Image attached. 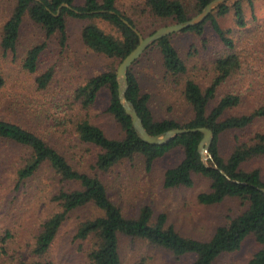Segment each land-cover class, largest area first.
Here are the masks:
<instances>
[{"label":"trees","instance_id":"1","mask_svg":"<svg viewBox=\"0 0 264 264\" xmlns=\"http://www.w3.org/2000/svg\"><path fill=\"white\" fill-rule=\"evenodd\" d=\"M212 1L194 0L192 13L199 14ZM245 1L252 7V0ZM143 5L144 14L159 22L157 27L191 19L188 7L179 0H143ZM230 10L234 13L236 25L239 28L244 27L243 0H231L219 5L202 23L188 27L182 32L202 37L203 27L209 22L211 30L222 43L232 48L231 41L226 37L227 31L219 28L215 18L226 15ZM25 16L42 29L46 38L57 37L61 46L65 45L67 38V18L100 20L108 24L117 32L116 36L105 33L98 25L89 22L81 28V40L88 50L117 61L118 65L139 44L138 35L133 29L143 34L135 21L118 7L117 0H14L12 12L0 29V48L3 52H15ZM155 29L156 27L151 28L148 36L153 34ZM171 36L163 37L148 47L128 69L125 97L132 103L143 127L152 136L176 128L210 129L213 139L208 148L210 157L206 161L202 160L198 152L202 133L177 135L165 145H150L138 137L132 127L131 118L125 115L118 100V65L89 78L85 85L79 86L74 92V98L80 101L81 109L87 111L95 104L100 92L106 90L108 104L105 113L113 118L122 132L121 138L110 139L99 127L85 118L73 124L79 142L91 144L99 150L92 168L96 174L75 169L62 154L35 133L0 119V142L27 151V157L16 174L18 184L33 177L47 165L60 178L59 184L72 186L62 187L52 196L51 201L56 204L57 211L41 226L32 250L35 256H44L68 216L86 207L93 214L81 222L75 234L76 240L87 244L84 264H122L121 237L144 241L169 252L178 260L192 256L193 260L189 264H215L221 255L239 251L245 240L252 238L261 249L245 264H264V179L259 169H243L247 162L264 158V131H255L249 137L245 133L254 123L264 120V104L248 113H237L241 106V94H217L220 85L240 67L239 58L235 54H229L215 61L216 76L205 89L202 90L193 80L187 79L184 82L183 97L193 112L188 123L179 125L172 120H155L148 107L149 97L142 93L133 68L149 51L157 49L166 75L173 78L185 75V64L173 46ZM44 48L41 44L27 51L23 60L25 71L36 73ZM51 79L52 70H47L36 77L35 83L38 88L44 89ZM3 85L4 79L0 70V88ZM228 133L234 134L233 146L230 152L223 156L219 149L220 138ZM174 150H180L182 158L178 164L164 171V189L192 188L199 178L208 182L207 190L200 192L196 197L199 204L213 206L225 200H235L243 208L241 213L228 217L206 241L182 236L172 225L167 224L164 214L153 220L152 209L148 206L141 207L135 216L124 215L122 209L112 202L107 187L98 177V173L106 174L121 162L132 160L135 156L142 157L145 170L149 172L156 161ZM10 238L9 234H5L1 241L5 244ZM136 264L147 262L141 258Z\"/></svg>","mask_w":264,"mask_h":264},{"label":"rangeland","instance_id":"2","mask_svg":"<svg viewBox=\"0 0 264 264\" xmlns=\"http://www.w3.org/2000/svg\"><path fill=\"white\" fill-rule=\"evenodd\" d=\"M183 2L193 18L194 0ZM118 7L137 24L143 35L148 36L151 28L159 22L144 14L143 0H117ZM245 26L236 25L230 10L224 16H215L219 28L227 31L231 41L228 48L211 30L210 23L203 27L204 34H172L171 42L186 67L185 75L173 78L165 74L159 51L153 49L143 56L133 68L142 93L149 97L151 116L159 120H172L179 125L188 123L193 114L183 97L184 82L193 80L202 90L215 78V61L235 54L240 61L239 70L234 72L217 89L218 95L227 92L242 96L237 113H248L264 104V0H252V7L243 0ZM14 0H0V29L9 18ZM92 22L105 33L117 35L108 24L100 20L66 19V42L61 46L57 37L46 38L42 29L28 17H24L15 52H3L0 48V70L4 85L0 88V119L18 124L39 137L62 154L75 169L96 174L93 165L99 150L91 144L79 142L73 124L81 118L99 127L110 139H119L122 132L112 117L105 113L108 92L102 90L95 104L87 111L81 109L74 92L85 82L117 61L97 55L88 50L81 40V28ZM165 27V26H164ZM155 29V30H156ZM142 36V37H143ZM45 46L36 73L23 69V60L29 49L36 45ZM52 70V79L46 88H38L35 79ZM255 131H264V120H259L245 131L251 136ZM237 135V134H236ZM233 133L220 138L219 149L223 156L233 146ZM246 137V138H247ZM27 151L20 147L0 142V264H84L87 244L76 240L75 234L81 222L93 213L86 209L71 213L61 226L47 253L37 257L32 250L43 223L57 211L51 201L58 189L59 177L47 165L33 177L17 183V171ZM182 158L180 150H174L156 161L151 171H146L141 156L126 160L113 167L108 173H98L107 187L112 202L124 215L135 216L139 209H152L153 220L164 214L167 224L184 237L206 241L214 230L235 216L243 208L235 200H225L218 205L203 206L197 195L207 190L208 182L196 179L192 188L164 189L162 175L167 168L178 164ZM243 169H259L264 179V158H256L243 165ZM5 234L11 236L5 244ZM259 249L252 238H247L239 251L223 254L215 264H245ZM122 264H136L141 258L147 264H189L192 256L176 259L169 252L153 247L141 240L120 238Z\"/></svg>","mask_w":264,"mask_h":264},{"label":"water","instance_id":"3","mask_svg":"<svg viewBox=\"0 0 264 264\" xmlns=\"http://www.w3.org/2000/svg\"><path fill=\"white\" fill-rule=\"evenodd\" d=\"M231 0H213L208 5H206L199 14L193 18L185 21L183 23H177L173 25H168L156 29V31L146 37H142L141 34L133 29L139 38L138 46L128 54L118 65L116 69V82H117V94L118 100L125 111V115L131 118V124L134 131L137 133L138 137L145 143L150 145H165L174 139L177 135H183L189 132H199L202 133L203 137L198 145V152L201 155L203 161H206L210 156L208 154V148L212 142L213 134L210 129L206 127L193 128V129H170L163 134L152 136L143 127L142 121L137 117V112L134 109L131 102H129L125 97V92L127 90V72L128 69L141 57L143 52L153 45L156 41L163 37L170 36L175 33L182 32L188 27H192L202 23L209 14L212 13L219 5L229 2ZM65 7V5H62ZM131 27V26H129Z\"/></svg>","mask_w":264,"mask_h":264}]
</instances>
